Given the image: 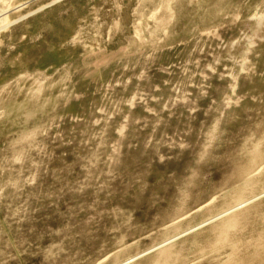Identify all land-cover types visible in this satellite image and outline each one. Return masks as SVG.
<instances>
[{"label":"rangeland","instance_id":"obj_1","mask_svg":"<svg viewBox=\"0 0 264 264\" xmlns=\"http://www.w3.org/2000/svg\"><path fill=\"white\" fill-rule=\"evenodd\" d=\"M4 2L0 264H264V0Z\"/></svg>","mask_w":264,"mask_h":264},{"label":"bare ground","instance_id":"obj_2","mask_svg":"<svg viewBox=\"0 0 264 264\" xmlns=\"http://www.w3.org/2000/svg\"><path fill=\"white\" fill-rule=\"evenodd\" d=\"M0 2H4V0H0ZM5 3V2H4ZM6 10L5 9H1L0 10V28L2 26H6L8 24V20H7V17L5 16L6 15Z\"/></svg>","mask_w":264,"mask_h":264}]
</instances>
